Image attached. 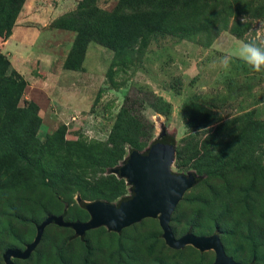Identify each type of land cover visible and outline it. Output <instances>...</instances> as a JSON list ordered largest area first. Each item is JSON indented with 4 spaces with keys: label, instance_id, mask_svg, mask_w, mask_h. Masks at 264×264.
I'll use <instances>...</instances> for the list:
<instances>
[{
    "label": "rangeland",
    "instance_id": "obj_1",
    "mask_svg": "<svg viewBox=\"0 0 264 264\" xmlns=\"http://www.w3.org/2000/svg\"><path fill=\"white\" fill-rule=\"evenodd\" d=\"M118 3L119 0H100L99 6L111 13ZM77 4V0H64L62 11ZM205 7H209L207 13L235 10L241 15L230 19L227 30L221 29L225 26L221 22L212 34L201 33L191 38L174 35L170 27L119 57L91 44L80 74L61 77L62 89L53 82L52 87L45 85L49 89L45 94L26 92L21 106L30 100H36L40 106L44 115L38 133L41 141L61 129L66 142L105 144L126 98L144 99L147 91L162 97L171 105L168 117L147 104L134 108L154 126L153 137L141 152L165 141L175 146L176 154L179 149L196 148L200 153L214 151L223 159L218 164L222 169L212 176L207 169L200 173L187 163L179 168L175 155L172 172L192 174L197 179L172 215L170 226L175 237L180 239L188 233L216 234L227 255L236 262L264 264V133L250 126L243 137L238 132L218 134L246 114H254L255 119L264 123V71L254 72L236 59L227 71L219 63V58L237 41L256 35V29L264 25V0L202 1L196 8ZM244 16L248 20L241 23ZM196 21L186 23L190 22L187 24L190 26ZM204 21H197L196 26H202ZM232 30L241 35H234ZM71 42L74 34L66 33L48 39L46 45L61 44L59 52H64ZM191 107L196 109L192 114L188 111ZM163 132L166 135L160 139ZM131 153L128 147L118 167L123 166ZM111 170L108 174L113 175ZM39 172V168H29L9 152L0 150V264H4L8 249L25 250L35 240L38 227L49 217L63 216L67 222L91 220L86 209L89 201L79 203L77 193H61L58 197L42 182ZM117 178L124 180V196L132 198L134 187ZM121 199L111 204L119 206ZM12 261L14 264H213L215 253L200 252L192 246L174 249L166 243L159 220L145 219L120 233L102 227L81 237L73 229L51 224L29 259Z\"/></svg>",
    "mask_w": 264,
    "mask_h": 264
},
{
    "label": "trees",
    "instance_id": "obj_2",
    "mask_svg": "<svg viewBox=\"0 0 264 264\" xmlns=\"http://www.w3.org/2000/svg\"><path fill=\"white\" fill-rule=\"evenodd\" d=\"M99 1L81 0L74 11L50 26L76 33L64 63L66 70L81 71L90 44L102 46L119 57L154 34L165 33L170 27L174 35L191 38L201 33L212 34L214 27L221 22L225 25L221 29L227 30L230 19L241 15L235 10L207 13L209 7L202 10L196 8L202 1L220 3V0H119L111 13L102 9ZM25 2L0 0V47L12 35ZM189 20L206 21L198 27L197 21L188 26L190 22H186ZM232 33L238 37L241 35L234 30ZM28 85V81L12 68L10 59L0 48V150L9 152L17 162H24L29 168H39L42 182L58 197H61V193H77L85 203H111L118 198H122L121 202L128 200L124 196V180H118L117 176L108 173L124 160L128 147L132 153L141 152L153 137L154 126L140 116V110L134 108L147 104L149 108L168 117L171 105L148 91L144 93V99L126 98L105 144L66 142L61 129L41 141L38 136L43 123L39 114L40 106L35 101L21 106ZM190 110L191 114L196 111L195 107ZM250 126L264 133V123L255 119L254 114H246L230 122L218 134L238 132L243 137ZM204 127L206 125L200 128ZM196 150L179 149L176 166L180 168L183 163H187L200 173L207 169L210 175H218L217 171L222 169L218 164L223 159L217 157L214 151L200 153Z\"/></svg>",
    "mask_w": 264,
    "mask_h": 264
},
{
    "label": "water",
    "instance_id": "obj_3",
    "mask_svg": "<svg viewBox=\"0 0 264 264\" xmlns=\"http://www.w3.org/2000/svg\"><path fill=\"white\" fill-rule=\"evenodd\" d=\"M165 132L160 139L165 136ZM173 144L159 141L145 152H133L123 166L113 168L111 173L127 180L134 187V196L119 206L104 202H89L86 209L91 217L88 222H67L63 216L47 218L37 229L35 240L25 250L8 249L4 264H14L12 259L27 260L40 244L43 233L51 224L71 228L78 236L86 232L107 228L120 233L145 219H158L166 243L174 249L192 246L200 252L214 251L213 264H241L227 255L219 235L196 236L188 233L177 239L170 226L171 218L185 194L197 183L194 175L174 174L171 167L175 161ZM78 202H82L78 198Z\"/></svg>",
    "mask_w": 264,
    "mask_h": 264
},
{
    "label": "crops",
    "instance_id": "obj_4",
    "mask_svg": "<svg viewBox=\"0 0 264 264\" xmlns=\"http://www.w3.org/2000/svg\"><path fill=\"white\" fill-rule=\"evenodd\" d=\"M77 1L79 4L81 0ZM78 4L62 11L64 0H26L12 35L7 41L2 42L0 47L2 53L10 59L12 67L28 81L26 92L45 94L49 91L45 85L52 87L53 82L62 89L61 77L65 75L73 77L80 74L81 71H69L64 68L66 57L73 45L72 42L69 43L71 44L69 49L64 52H59V49L63 47L60 43L57 47L46 45L48 39L60 36V34H74L75 39L76 33L53 29L50 26L57 19L74 11ZM44 32L47 36L45 38L44 35L42 36ZM90 47L91 44L88 49ZM33 68H35L34 72H32ZM40 115L44 119L41 110Z\"/></svg>",
    "mask_w": 264,
    "mask_h": 264
},
{
    "label": "clouds",
    "instance_id": "obj_5",
    "mask_svg": "<svg viewBox=\"0 0 264 264\" xmlns=\"http://www.w3.org/2000/svg\"><path fill=\"white\" fill-rule=\"evenodd\" d=\"M248 20L247 16L241 17V23ZM256 35L237 43L219 58V63L225 71L230 68L232 60H240L254 72L264 71V25L256 29Z\"/></svg>",
    "mask_w": 264,
    "mask_h": 264
}]
</instances>
